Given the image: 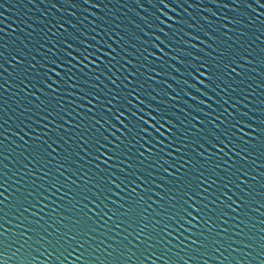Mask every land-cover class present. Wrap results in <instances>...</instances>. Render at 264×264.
Wrapping results in <instances>:
<instances>
[{
    "label": "water",
    "instance_id": "1",
    "mask_svg": "<svg viewBox=\"0 0 264 264\" xmlns=\"http://www.w3.org/2000/svg\"><path fill=\"white\" fill-rule=\"evenodd\" d=\"M0 264H264V0H0Z\"/></svg>",
    "mask_w": 264,
    "mask_h": 264
}]
</instances>
